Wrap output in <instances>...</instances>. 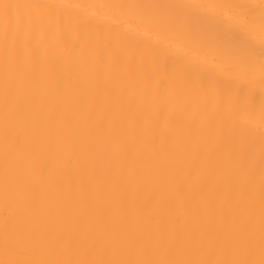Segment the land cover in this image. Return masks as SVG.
I'll list each match as a JSON object with an SVG mask.
<instances>
[{"label": "bare ground", "instance_id": "obj_1", "mask_svg": "<svg viewBox=\"0 0 264 264\" xmlns=\"http://www.w3.org/2000/svg\"><path fill=\"white\" fill-rule=\"evenodd\" d=\"M0 264H264V0H0Z\"/></svg>", "mask_w": 264, "mask_h": 264}]
</instances>
